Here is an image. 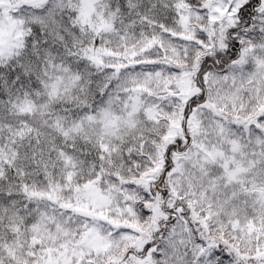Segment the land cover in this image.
<instances>
[{
	"label": "snow or ice",
	"instance_id": "obj_1",
	"mask_svg": "<svg viewBox=\"0 0 264 264\" xmlns=\"http://www.w3.org/2000/svg\"><path fill=\"white\" fill-rule=\"evenodd\" d=\"M0 264H264V0H0Z\"/></svg>",
	"mask_w": 264,
	"mask_h": 264
}]
</instances>
